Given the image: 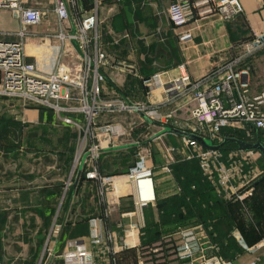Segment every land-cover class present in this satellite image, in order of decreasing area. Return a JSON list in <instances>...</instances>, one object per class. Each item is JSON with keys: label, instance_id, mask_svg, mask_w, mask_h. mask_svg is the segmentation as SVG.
I'll list each match as a JSON object with an SVG mask.
<instances>
[{"label": "built area", "instance_id": "obj_1", "mask_svg": "<svg viewBox=\"0 0 264 264\" xmlns=\"http://www.w3.org/2000/svg\"><path fill=\"white\" fill-rule=\"evenodd\" d=\"M39 1L0 0V8L11 9L20 21L18 40L0 39V97L17 99L28 106L44 107L52 112L56 121L78 129L80 138L72 171L81 166L84 178L98 183L100 195L105 192L110 180L101 174L97 162L102 152L117 146L128 134L126 124L115 119V116L135 112L148 123L159 122L156 105L149 102L155 89H163L172 95L166 102L179 101L183 107H190L192 102V121L182 118V121H173L176 127L211 139L213 144L224 140L225 128L237 125L251 133L253 141L258 140V133L264 132V90L253 91L250 82L252 62L257 55L264 53V33L254 32L239 41L236 53L228 61L200 78L193 79L184 70L183 64L180 65V75L169 81L160 72L142 76L139 91L143 98L133 100L124 94L114 95L105 87V66L109 57L98 29L97 3L93 11L86 13L72 26L69 24V10L71 6H76L77 0H51L56 16L54 41H43L42 64L26 59L29 54L25 51L24 39L33 33L30 26L41 23L45 13ZM243 10L241 0H172L168 15L173 26L181 27L196 17L219 13L225 18H232ZM180 38L190 40L192 34L186 32ZM69 48L76 51L79 57L77 69L62 61L68 55ZM173 114L169 112L167 117ZM166 133L171 132L165 130L152 138L156 140ZM186 138L189 146L200 152L203 174L217 185L231 188L229 199H241L254 187L255 180L246 183L247 177H253L250 170L237 169L234 162L225 166L222 156L217 154L220 149H209L195 139ZM164 149L168 153H165L166 169L171 171L170 165L175 161L172 148L165 145ZM234 152L230 154L231 158L248 151L237 148ZM141 158H136L126 173L131 195L139 211L156 200L154 168L145 157ZM238 184L243 186L238 188ZM87 224L88 245L84 240H68L60 255L62 264H118L122 250L141 247L142 238L134 235L133 230L141 228L138 223L125 230L119 249L111 245L110 236L106 235L102 214L88 218ZM61 227V222L55 221L47 238L50 241L56 238ZM173 236L178 241L177 264H236L219 253L218 246L203 229L180 226ZM127 237L132 240L127 242ZM262 246L263 243L258 244L257 250ZM245 247L248 251L252 250V247ZM0 264H4L1 258ZM45 264L56 263L48 260ZM140 264L145 262L140 261ZM247 264H264V259L260 262V257H254Z\"/></svg>", "mask_w": 264, "mask_h": 264}, {"label": "crops", "instance_id": "obj_2", "mask_svg": "<svg viewBox=\"0 0 264 264\" xmlns=\"http://www.w3.org/2000/svg\"><path fill=\"white\" fill-rule=\"evenodd\" d=\"M241 1L243 12L232 18L213 13L196 17L184 26L175 27L168 15V7L172 0H77L76 6H71L69 10V24L73 26L86 13L93 11L97 3L98 29L101 34H105L101 41L106 50L108 44H111L109 34L114 32L117 35L116 47L123 55L131 58L134 64L141 65L143 73L141 76L160 72L165 80L169 81L180 75V65L183 64L184 70L193 79H197L228 61L236 53V44L239 41L250 37L254 32L264 33V0ZM48 14L43 16L41 23L32 25L33 33L24 39L25 51L29 54L26 59L30 62L37 60L42 64L43 41H54L56 16L53 11V15ZM17 22L16 30H0V39L18 40L19 19ZM107 28L110 29L109 33ZM186 32H190L192 38L181 40V35ZM68 50H71L73 57L74 50L72 48ZM254 69L264 70V53L257 55L252 62L250 74L252 89ZM106 75L105 87L112 94L120 93L132 99L137 96V94L129 96L124 92L121 77L115 79L110 72ZM139 85L140 80L135 85L131 84V87L140 93ZM169 96L172 95L163 89H155L149 102L156 105L158 112L183 115L187 118L183 120L190 122L193 103L191 102L190 107H183L179 101L166 102ZM155 125L162 127L157 135L168 129L167 131L172 134L184 136L170 129H180L176 127L174 121L167 124L155 122ZM79 138L78 129L56 121L46 109L24 105L17 99L0 97V237L4 236V232H9L7 239L4 237L0 239V258L4 264H23L15 263L13 258L23 259V256H27L23 251L25 241L23 227L30 226L31 231L38 232L39 227L46 225L48 211L54 209V205L51 223L61 222L62 227L57 237L51 239V244L55 251L60 250L56 254L60 264H62L60 255L65 250L68 240H84L88 245L87 220L100 214L104 216L106 235L110 236L111 245H116L117 249L123 241V236L125 237V230L135 223L141 228L133 229L134 235L141 238L148 224L163 226V232L155 242L173 235L172 230H166L167 227L192 226L210 234L208 227H211L218 217L209 216L201 220L196 210L192 212L189 210L190 202L199 197L193 198L191 195L185 197L184 187L173 170L168 171L164 166L167 164L164 155H159V161L151 164L155 173L156 200L142 211L137 210L135 206L126 175L105 176L110 181L107 182L102 195L99 193L98 183L86 180L82 172L75 182L80 167L76 171H72V167ZM185 160H190V157H184L183 161ZM177 162L179 160L171 163V169ZM206 179L207 185L210 186L208 191H212L216 200L233 202L236 200L228 198L231 193L230 187H221L208 176ZM178 196L185 201L181 205L182 216L179 220L181 222L168 220L163 223L160 202ZM49 202L51 208L48 207ZM211 204H214V200H211ZM188 213L190 217L184 218ZM218 213V207L212 209V214L218 216ZM235 231L236 228L229 234L233 235ZM32 237L34 240L37 238ZM125 240L130 242L132 239L127 237ZM159 246L158 248L162 247ZM139 248L122 250L118 264H126L132 255L138 254L135 251ZM235 263L238 264L237 261Z\"/></svg>", "mask_w": 264, "mask_h": 264}, {"label": "rangeland", "instance_id": "obj_3", "mask_svg": "<svg viewBox=\"0 0 264 264\" xmlns=\"http://www.w3.org/2000/svg\"><path fill=\"white\" fill-rule=\"evenodd\" d=\"M39 2L40 7L45 9V13L43 14L44 17L49 15L48 13L53 15V5L51 0H40ZM88 4H90V2H88ZM17 21L18 17L11 9L0 8L1 31L16 30L18 28ZM33 28L34 26H31L30 31H33ZM107 30L109 33L110 29L107 28ZM104 35L105 34H102V37ZM109 35L111 36V44L109 43L107 48L109 59L107 65L105 66V72L107 74L109 72L113 73L115 79H120L121 77L123 80L122 87L124 92L129 96H134L137 94L133 100H142L143 97L140 95L138 90H134V87H131V84L135 85L136 83H139V80L142 77L141 75L143 73L141 72V65L134 64V61L131 58L126 57V55H123L121 51L118 50L116 47L117 35L114 32L110 33ZM106 41H108V38ZM70 51L71 50H69L68 55L64 57L63 62L65 64H69L74 69H77L79 67L77 62L78 55L76 51H74V56L72 55L73 57H71ZM253 86V91L264 90V70L254 69ZM158 115L159 116L157 117V120L164 123H168L179 118H182V120L187 119L184 118L183 115L180 116L175 113L172 117H167V114H163L161 112H158ZM115 119L121 120L126 124L128 128V134L119 141L117 146L108 149L112 150V152H102L97 163L100 166V172L103 176H109L110 174L119 176L126 175L138 157H145L149 165L155 163L156 160L157 163L161 155H164L165 157V153L168 154L164 149L165 145L172 148L171 153L173 154L175 161H183L184 157L190 155V160L193 162V171H198L201 169L199 162L200 152L199 150H194L189 146V142L187 140L188 138L172 133H166L160 138H157V140H153L152 137L157 135L156 133L161 131L162 127L144 121L135 112L121 113L115 116ZM81 121L84 122L83 119ZM191 121L192 119L190 122ZM229 130L239 134L244 140L253 141L251 133L239 125L236 127H230ZM258 135L256 137H258ZM207 140L209 143H212L211 139ZM72 145L74 146V143H72ZM235 149L237 148H221L219 151H217V154L222 156L221 159L224 161L223 163L225 166H229L230 162H234V164H232L236 165L237 169H244L245 171L250 170L251 173H253V177H247L246 183H252L254 180L257 182L258 179L264 176V155L259 151H248L240 152L242 156L240 154L233 155V158H231L230 154L236 153L234 152ZM242 186L243 185L240 184L238 188H241ZM234 202L235 203L233 204L234 206L231 208V211L233 209L238 227L236 228L235 234L231 235V237L235 239L242 249H244V252H242L235 261H237L238 264H246L254 257H260V262H262L264 259V181L257 185L255 184L254 187L251 188L243 198H237L234 200ZM48 207H52L50 202ZM53 208L54 209L48 211L46 225L39 227L38 232L31 231L32 228L30 226L27 228L23 227V235H25L23 251L27 256H23V259L13 257L15 259V263L45 264V262L48 260L53 261L56 264L59 263V258H57L56 254H58L60 250L55 251L51 244L52 241L47 238L49 229L53 225V222L51 223V219L54 215L55 205ZM179 228L180 226L167 227L166 230H172L171 232L174 234V232L179 230ZM3 234L4 236L1 235V237L7 239L9 232H4ZM32 236L37 237L35 238L36 240H34ZM28 239L29 241L27 242ZM177 243L178 241L176 236L173 235L170 237L166 236L160 242L146 240V243L135 251V253L138 254L132 255L127 260V263H125L140 264V261H144L145 264H177ZM261 243H263V246L257 250L256 246ZM159 245H162V247L158 248L160 247ZM245 245L252 247V250L248 251ZM197 256H200V254Z\"/></svg>", "mask_w": 264, "mask_h": 264}, {"label": "trees", "instance_id": "obj_4", "mask_svg": "<svg viewBox=\"0 0 264 264\" xmlns=\"http://www.w3.org/2000/svg\"><path fill=\"white\" fill-rule=\"evenodd\" d=\"M46 111L48 112V114H50V116H52V112L50 110L46 109ZM223 135L224 139L227 137L243 139L242 136L232 132V130H229V128H225L223 130ZM258 140L264 141V132L259 133ZM219 143H222V141H215V144ZM221 148H237V144L234 141H229L225 143ZM172 170L177 176L180 184L184 187L185 197L188 195L193 196V198L195 196L199 197V199H194L190 202V205L188 207L189 210L191 212L192 210H196L195 212L200 215L199 218L201 220H205L209 216H213L214 218L218 217L217 220L214 221L213 225H211V227H208L210 240L218 246L219 253L224 258L235 260L237 255L244 252V249H242L235 241V239L232 238L229 234L234 228L238 227L233 209L231 211V208L234 206L233 204L235 202L221 199L216 200L212 191H208V188H210V186L207 185L208 181L206 179V176L203 174L201 169H199L198 171H193V162L191 160L179 161L175 163L172 166ZM262 181H264V176L258 179L255 184L257 185ZM211 200H214L213 205L211 204ZM184 202L185 201L180 196L173 199H166L162 203L160 202V207L162 208L161 213L163 217V223L167 222L168 220L179 221L182 216L181 205L184 204ZM215 207L219 208L218 216L212 214V209ZM187 217H190L189 213L184 218ZM162 232L163 226L159 224H148L143 234L141 246L146 243V240L152 242L157 241L160 238Z\"/></svg>", "mask_w": 264, "mask_h": 264}, {"label": "water", "instance_id": "obj_5", "mask_svg": "<svg viewBox=\"0 0 264 264\" xmlns=\"http://www.w3.org/2000/svg\"><path fill=\"white\" fill-rule=\"evenodd\" d=\"M170 129L176 133H179L181 135H184L186 137H189L191 139H195V140L199 141L201 144H203L205 147H207L209 149H221V147L225 143H227L229 141H234L237 144V148L240 150H243V151H259L260 153H262L264 155V143H262L260 140H257L255 142H251V141H247V140L240 139V138L227 137L222 141V143L213 144V143H209L205 137L198 135L196 133H193L190 131H185V130H180V129H172V128H170ZM80 174H81V166H80V168L76 174L75 182H77V180L79 179Z\"/></svg>", "mask_w": 264, "mask_h": 264}]
</instances>
